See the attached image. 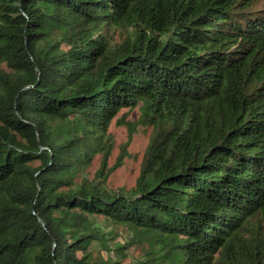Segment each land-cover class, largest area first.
Wrapping results in <instances>:
<instances>
[{"label":"trees","instance_id":"16d2710c","mask_svg":"<svg viewBox=\"0 0 264 264\" xmlns=\"http://www.w3.org/2000/svg\"><path fill=\"white\" fill-rule=\"evenodd\" d=\"M124 108L152 128L135 186L74 182ZM130 244L127 264H264V0H0V264Z\"/></svg>","mask_w":264,"mask_h":264},{"label":"rangeland","instance_id":"374dc122","mask_svg":"<svg viewBox=\"0 0 264 264\" xmlns=\"http://www.w3.org/2000/svg\"><path fill=\"white\" fill-rule=\"evenodd\" d=\"M151 132V126L146 125L142 120L137 108L130 111L125 108L120 109L106 129V136L110 141L109 154L104 159L100 153H97L86 169L75 177L74 182L79 183L84 177L89 181H100L102 178L98 174L101 173L106 175L104 187L107 191L128 193L135 186L139 176L142 156ZM116 234L104 244L109 247L113 244L123 245L127 238L124 228H118ZM103 247L104 245L96 242L91 251L92 256L97 258L100 248ZM125 253L124 258L115 257L116 264H127L130 259L139 257L140 249L137 244H130Z\"/></svg>","mask_w":264,"mask_h":264}]
</instances>
